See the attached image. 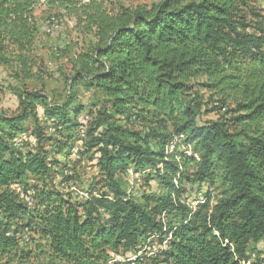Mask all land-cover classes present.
<instances>
[{
	"label": "trees",
	"instance_id": "1",
	"mask_svg": "<svg viewBox=\"0 0 264 264\" xmlns=\"http://www.w3.org/2000/svg\"><path fill=\"white\" fill-rule=\"evenodd\" d=\"M39 8L89 39L59 101L25 87L40 80ZM0 66L24 87L13 89L16 114L0 115V264H264V9L252 0L116 11L0 0ZM78 87L102 98L85 116ZM215 111L230 117L203 121ZM77 142L99 176L82 201L53 155ZM138 177L158 191L138 197ZM187 186L203 196L194 210Z\"/></svg>",
	"mask_w": 264,
	"mask_h": 264
},
{
	"label": "rangeland",
	"instance_id": "2",
	"mask_svg": "<svg viewBox=\"0 0 264 264\" xmlns=\"http://www.w3.org/2000/svg\"><path fill=\"white\" fill-rule=\"evenodd\" d=\"M82 3H86L90 0H79ZM104 2L105 6L112 11H116L119 7L124 8H146L149 9L152 6L159 3L160 0H101ZM256 7L259 9H264V0H252ZM37 17L42 21V31L37 40V51L35 52L37 56V63L40 67V70L34 71L36 77L40 80L33 79L26 83V88L28 90H42L45 89L49 95H53V100L62 99L66 92V77L70 74L71 63L74 57L79 54L81 51H85L88 47L89 39L79 33L75 28V22L73 19L66 16L50 13L45 11L44 8H39L36 12ZM51 21H58V27H56V22H48L49 29H54L53 34H46L45 32V23L48 19ZM51 30H47L50 32ZM65 48V49H64ZM64 49V51H63ZM17 71L16 68L13 71ZM10 69H6L0 66V115L13 116L17 112V98L13 92L14 88H24L22 83L16 79L15 72ZM76 103L80 105L83 109V116L87 112L93 111L100 107L102 103V98L100 95L94 94L93 91H84L82 88H76ZM207 95L204 94V101H206ZM207 109H210V106H207ZM41 114V110H39ZM228 119L230 115H227L224 112H213L203 117L204 120H216L218 118ZM27 122V121H26ZM121 125L124 126L123 122L120 121ZM29 125V122H27ZM137 127V126H136ZM142 127V126H140ZM155 127V126H154ZM29 128V127H28ZM233 131V128H231ZM65 141H69L67 137H73L72 140L82 139L81 135L72 134V132L63 133ZM182 137H176L170 141L165 150L172 151L174 148L179 146ZM33 142V140H31ZM80 142L73 144V149L71 153L69 150H62L61 155H55V160L61 162L63 165L66 164L68 168L71 169V173L75 178L77 187L71 188L75 193V196L79 201L84 200L87 197V194L82 191V189H87L89 184L96 178H98V173L96 171L95 162H91L87 157L79 158L77 156V150L79 148ZM47 148H52V144L49 143L46 145ZM179 150H185L183 147H179ZM69 153V156H68ZM131 179L136 178L135 175L129 173ZM134 180L135 190L137 196L141 197L142 195H147L149 193L157 192L158 186L156 180H145L141 177ZM58 180V179H57ZM97 180V179H96ZM147 181V184L145 183ZM58 183V181H56ZM186 196L189 207L195 209L199 203H202L203 196L202 193H196L195 188L189 186L186 187ZM206 186H203L201 191H205ZM200 196V199L198 197ZM187 205V204H186ZM256 249H263V244L260 243L256 245ZM120 260V258H118Z\"/></svg>",
	"mask_w": 264,
	"mask_h": 264
},
{
	"label": "built area",
	"instance_id": "3",
	"mask_svg": "<svg viewBox=\"0 0 264 264\" xmlns=\"http://www.w3.org/2000/svg\"><path fill=\"white\" fill-rule=\"evenodd\" d=\"M50 22H56V27H58V21H50ZM51 30V29H48ZM199 193V192H198ZM185 202H188V200H185ZM155 250H152V252H154ZM152 252L150 254H152ZM251 258H254V255L251 256Z\"/></svg>",
	"mask_w": 264,
	"mask_h": 264
},
{
	"label": "bare ground",
	"instance_id": "4",
	"mask_svg": "<svg viewBox=\"0 0 264 264\" xmlns=\"http://www.w3.org/2000/svg\"><path fill=\"white\" fill-rule=\"evenodd\" d=\"M200 197V196H199Z\"/></svg>",
	"mask_w": 264,
	"mask_h": 264
}]
</instances>
